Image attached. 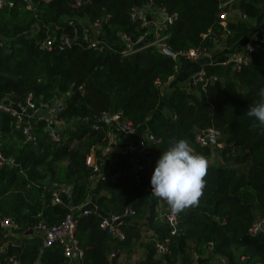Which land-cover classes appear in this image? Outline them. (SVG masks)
Wrapping results in <instances>:
<instances>
[{
	"label": "trees",
	"instance_id": "16d2710c",
	"mask_svg": "<svg viewBox=\"0 0 264 264\" xmlns=\"http://www.w3.org/2000/svg\"><path fill=\"white\" fill-rule=\"evenodd\" d=\"M5 1L0 6V100L25 104L30 96L39 106L59 98L63 110L57 118L66 127L60 130L62 140L53 142L45 131L48 121L37 120V141L25 142L15 118L0 109V153L14 160L13 166L0 164V218L9 217L16 227L8 236L0 230V239L7 243L0 261L13 255L22 264H116V259L109 260L111 252L129 253L140 244L144 256L136 264H210L215 256L231 264H239L241 256L264 264V230L248 232L255 219H264V128L250 130L253 119L246 115L264 88V51L252 52L251 61L239 69L204 64L205 78L212 80L196 84L194 90L169 81L180 56L171 57L155 46L126 56L118 51L127 44L122 36L133 43L147 32L143 20L131 14L152 3L173 17L162 32L169 50L177 55L192 48L214 54L221 47L213 40L222 33L219 5L227 0ZM235 7L239 15L227 22L225 47H240L264 25V0H236ZM96 20H101L106 41L91 47L77 25ZM63 34L69 36V46L58 41ZM48 37L56 43L41 48ZM104 113L142 132L146 124L142 136H152L147 137L151 156L131 164L128 156L102 153L108 130ZM207 128L218 131V137L200 146L195 135ZM180 139L206 156L211 167L199 205L179 213L177 230L170 233L155 211L160 199L151 196L150 181L162 152ZM91 152L97 172L85 163ZM94 174L106 179L101 181L103 192L93 195L98 213L79 217L74 235L83 254L80 260L66 258L61 243L42 248L36 226L60 223L69 205L89 198V177ZM59 186L70 189L69 199L62 197L67 203L53 202L52 192ZM125 209L135 210V215L123 225L125 239L119 241L99 221L101 215ZM139 221L167 240L165 254L157 255L153 241L130 224Z\"/></svg>",
	"mask_w": 264,
	"mask_h": 264
},
{
	"label": "built area",
	"instance_id": "2783aa9c",
	"mask_svg": "<svg viewBox=\"0 0 264 264\" xmlns=\"http://www.w3.org/2000/svg\"><path fill=\"white\" fill-rule=\"evenodd\" d=\"M4 3H6L5 0H0V6H2ZM7 4L11 6L12 2H7ZM234 4H236V0H227L219 5L220 12L218 13V16L219 25L222 28V33L220 34V37L218 39L213 40L221 43V46L224 45L225 37L229 33L227 31L226 25L230 19V16H232L230 14V9H233ZM149 11H151V14L157 11V14H159V20L161 23L158 26L151 23L152 18L150 19V21L146 20L145 13ZM135 17L141 18L143 20V25L147 26L148 30L146 33L139 36L133 43L129 42L127 37L122 36L123 40H125L127 44L125 47L118 50L121 55L126 56L136 51L137 48L150 46L169 49V47L165 43L166 35H164L162 32L167 24L172 23L173 17L171 15L167 14L163 9L153 6V4L151 3L144 6L142 9L134 11L131 14V18L134 19ZM91 30L97 31V34L94 36V40L89 38ZM81 31L83 39L87 40L89 46L91 47H96L97 45L104 44L103 42L106 41L101 36V20H96L92 23L86 22L85 28ZM76 33H78L77 30ZM207 35L208 34H203V37H206ZM58 41H60L61 44H65V46H69L71 42L69 36L65 34L61 35ZM55 43V37H48L40 44V47L50 48ZM107 48L116 50L112 45L107 46ZM227 49H230L231 53L229 55V58L227 55L225 60L221 61V64H231L233 69H239L242 64L251 61L252 52L257 50L264 51V25H258L257 30L245 44L241 45L240 47H227ZM212 55V53L206 51L205 49L201 50L192 48L187 50L186 52H179L178 55L174 53L173 57L180 56L183 59L197 61L202 58L211 59ZM209 61V64H216L212 63V60ZM175 69L176 71L178 70V64L175 65ZM208 80H212V78H205L204 70H200L191 78V84L196 85L202 82L205 83ZM0 109L10 112L11 115L15 118L16 126L21 129V134L24 136L25 142L35 143L37 141L36 134H34L33 132V124L37 120L42 119L48 121L45 131L48 132L49 140L53 142H60L62 140L58 125L63 121L57 118V114L61 110H63V102L61 99L55 98L51 101L41 103L39 106H36V104L31 100L29 96L27 97L25 104H12L9 101H3V103H0ZM102 116L107 117L105 113ZM116 118H118L117 115ZM93 128L98 129L96 125H93ZM119 128L121 129V131L132 135L136 134L137 132V128H135L129 121L120 122ZM109 134L110 132L107 130L106 136H109ZM217 137L218 131L214 130L213 128H207L196 133L195 142L200 146H207L209 144V141L211 142V139L216 140ZM217 146L221 147L222 144L218 143ZM112 152L128 156L129 162L131 164L135 163L142 156H151V152L147 147L146 135L136 139L135 141H128L124 144H121L114 148ZM3 163L13 166L14 160L12 158H4L0 153V164ZM85 163L87 166L92 167L94 171H98V165L95 163L93 154L87 155ZM96 178L97 175L95 174L89 177L90 180H95ZM63 196H66L67 198L70 196L69 187L59 186L52 192V199L54 203H67L63 202ZM98 211L99 208L97 207V205H95L93 198L89 197L79 205H69L68 213L60 223L46 225L45 223L40 222L36 226V232L41 238L42 248L52 246L55 243H61L63 247V254L66 258H68L70 261H72L73 257H76L77 260H80L83 254L81 248L77 244V240L75 239L74 235L79 223V217L88 216L93 213L96 214L98 213ZM155 211L157 212L159 218L167 222L171 230L170 233H175L179 225L180 216L172 214L169 206L167 205V202L161 199L156 205ZM134 215L135 210L133 209H125L122 213H109L101 215L102 217L99 221V227L102 230L107 231V233L111 234L119 241H122L125 239V231L123 230V225L126 224L127 219L129 222ZM139 223L142 224V221L133 222L130 224L138 225L140 230L144 231V238L146 240L153 241L155 252L157 255L165 254V252L167 251V240L158 239L157 235L154 234L152 230L141 226V224ZM14 228L16 227L9 217L0 218V230L5 231V235H12ZM259 230H264V219L261 218H257L252 222V224L248 228V232L256 233ZM2 247L3 245H0V251L2 250ZM118 258L119 254L117 252L113 251L109 254L110 262H112L113 259L117 260ZM4 259L6 262L3 263L2 261H0V264H22L20 260L13 255L7 256ZM212 261L216 262L217 264H231L221 256L213 257ZM25 264H40V262L37 260ZM117 264L121 263L117 262ZM239 264L253 263L249 262L246 256H241Z\"/></svg>",
	"mask_w": 264,
	"mask_h": 264
},
{
	"label": "clouds",
	"instance_id": "9594fccd",
	"mask_svg": "<svg viewBox=\"0 0 264 264\" xmlns=\"http://www.w3.org/2000/svg\"><path fill=\"white\" fill-rule=\"evenodd\" d=\"M258 95L260 99L246 112L253 119L250 130L264 128V88ZM171 145L156 163L150 181L151 196L166 201L172 214L178 215L199 205L211 162L196 153L186 139L172 141Z\"/></svg>",
	"mask_w": 264,
	"mask_h": 264
},
{
	"label": "crops",
	"instance_id": "0c3cea01",
	"mask_svg": "<svg viewBox=\"0 0 264 264\" xmlns=\"http://www.w3.org/2000/svg\"><path fill=\"white\" fill-rule=\"evenodd\" d=\"M239 14L238 9L235 7V4L233 5V14L232 16H235ZM159 14H157V11H155L153 14H151V11L146 12L145 13V18L146 20L150 21L151 19V23H153L154 25H159L160 20H159ZM219 51L215 52L211 59L209 58H202L200 60L197 61H192V60H188V59H180L178 62V70L175 73V76L172 78L171 81L172 83L174 82V84H186L189 89H195L196 85H192L191 84V78L200 70H203V65L210 63L209 60H212V63H216V64H221V61L225 60V58L231 53L230 49H227V47H225L224 45H222L219 49ZM229 53V54H228ZM227 58V59H228ZM162 110V104L159 106V108L157 109V112H155V114H153L151 116V118H149V120L147 121V125L152 122L159 111ZM107 129L110 132L109 136H107V142L106 145L104 147H101L99 150H101L102 153H107V152H112V150L114 148H116L117 146L124 144L128 141H135L136 139L143 137V132L145 131L146 128V124L143 126V132L139 129H137L136 134L132 135V134H128L126 132L121 131V129L119 128V121L118 118H116V115L107 116ZM43 120V119H42ZM145 127V128H144ZM146 135V134H145ZM90 154H93L92 152ZM103 178V179H102ZM106 179L105 176L101 175V174H97V178L95 180H93L90 184L91 187V198H93V195L95 196L98 193L103 192L102 189V180ZM70 197V196H69ZM141 222V221H139ZM141 224V223H139ZM141 226H145V224L142 222ZM0 243H4L5 245H3L2 250L0 251L3 252L5 246H6V242H4L2 240V238L0 239ZM122 253V254H121ZM119 254V258L116 260V264L117 262H120L121 264H136L138 261H140L143 256H144V248L143 247H135L133 249H131V251L129 252V256L126 257L124 252H118ZM112 264V263H111ZM210 264H217L216 262L211 261Z\"/></svg>",
	"mask_w": 264,
	"mask_h": 264
},
{
	"label": "rangeland",
	"instance_id": "374dc122",
	"mask_svg": "<svg viewBox=\"0 0 264 264\" xmlns=\"http://www.w3.org/2000/svg\"><path fill=\"white\" fill-rule=\"evenodd\" d=\"M159 23H161V22H159ZM85 25H86V22H85V24H82L81 26H80V25H77V27L80 28V29H84V28H85ZM96 34H97V31H96V30H91L89 38L92 39V40H94V36H95ZM65 125H66V124H65L64 121L61 122V123L58 125V129H59V130H62L63 128L66 127ZM214 156H215V155H214ZM60 163H62V161H60L59 164H60ZM144 227H145V228H148L146 225H145ZM148 229H149V228H148ZM143 233H144V231H141V235H143ZM137 247H140V248H141L142 246H140V244H139V245H137ZM121 252H124V254H125L126 257L129 256L128 251L123 250V251H121ZM71 264H72V263H71Z\"/></svg>",
	"mask_w": 264,
	"mask_h": 264
},
{
	"label": "water",
	"instance_id": "95a60500",
	"mask_svg": "<svg viewBox=\"0 0 264 264\" xmlns=\"http://www.w3.org/2000/svg\"><path fill=\"white\" fill-rule=\"evenodd\" d=\"M230 14H231V15L233 14V9H230ZM161 51L164 52V53H166L167 55H169V56H171V57L174 56V53H173L171 50H169V49L161 48ZM0 103H3V100H0ZM107 119H108V118L105 117V120H107ZM147 137H148V139H151V138H152V136H151L150 134H148ZM211 141L213 142V141H215V140H214V139H211ZM29 232H30V230H29L27 233H29Z\"/></svg>",
	"mask_w": 264,
	"mask_h": 264
}]
</instances>
